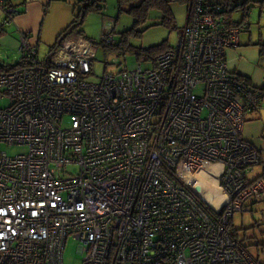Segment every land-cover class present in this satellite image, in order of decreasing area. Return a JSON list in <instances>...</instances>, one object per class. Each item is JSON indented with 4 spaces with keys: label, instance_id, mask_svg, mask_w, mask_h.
I'll use <instances>...</instances> for the list:
<instances>
[{
    "label": "built area",
    "instance_id": "obj_1",
    "mask_svg": "<svg viewBox=\"0 0 264 264\" xmlns=\"http://www.w3.org/2000/svg\"><path fill=\"white\" fill-rule=\"evenodd\" d=\"M238 7L189 0L173 47L94 82L90 41L40 59L20 38L31 63L0 71V144L26 149L0 150V264H64L70 238L82 264H259L230 233L264 204L259 95L227 64Z\"/></svg>",
    "mask_w": 264,
    "mask_h": 264
},
{
    "label": "rangeland",
    "instance_id": "obj_2",
    "mask_svg": "<svg viewBox=\"0 0 264 264\" xmlns=\"http://www.w3.org/2000/svg\"><path fill=\"white\" fill-rule=\"evenodd\" d=\"M169 7L174 18L171 25H163L162 14L151 12L148 20L142 26H134L133 18L125 12L118 13L117 1L106 0L104 9L99 14H90L86 17L81 27L84 35L71 34L67 38L76 43L87 39L92 44V51L95 58L92 61L91 73L86 79L90 82L98 81L102 75L107 72L116 73L124 68L131 69L137 65L138 60L135 55L126 53L125 55L113 49L102 47L101 41L104 33H109L112 29L114 32V44L120 40V33L135 29L140 32L139 36L128 37V44L136 49H147L154 46L165 45L173 47L178 40V33L183 30L188 18V5L184 0H168ZM239 5L244 4L245 0H234ZM248 11L243 10L239 6L237 10L231 14L233 22H241L244 13H249L246 22L250 26L246 30H242L239 35L240 45H248L249 41L256 43L264 40V16L260 13V4L249 0L246 4ZM8 30H10L8 28ZM47 31L45 30V33ZM46 38L48 36H45ZM52 39L53 38L52 36ZM51 41L49 45L53 44ZM49 45L41 44L38 50V57L43 59L48 53ZM22 53L20 51V41L14 35V32L7 31L0 38V64L14 65L20 61ZM2 104L7 106L9 100H5ZM63 125H67V121H63ZM0 150L6 151L9 155H16L24 152L25 148H8L5 144H0ZM75 168L70 169L74 173ZM259 173V169L254 170V175ZM243 226L240 231V238L244 239V245H249V251L258 258L260 263L264 264V204L253 213H245L242 218ZM252 245V246H250ZM84 254L78 251V242L72 238L66 242L63 253L64 264H82Z\"/></svg>",
    "mask_w": 264,
    "mask_h": 264
},
{
    "label": "crops",
    "instance_id": "obj_3",
    "mask_svg": "<svg viewBox=\"0 0 264 264\" xmlns=\"http://www.w3.org/2000/svg\"><path fill=\"white\" fill-rule=\"evenodd\" d=\"M80 1L82 0H8V4L16 13L12 20L1 28L3 36L6 29L14 32L19 41L22 36L27 35L29 45L36 52H39L41 44L49 45L54 40V43L48 47L49 52L58 35L69 26L76 12V5ZM260 13L264 16V11L260 10ZM4 18L0 5V23ZM52 36L55 39H52ZM260 43H264V40L259 39L256 43L249 41L248 45L241 46L238 38L239 46L229 48L227 51V64L232 72L244 77L261 94L260 109L247 116L244 137L259 150L262 164L258 169L259 173H262L264 172V56L260 54Z\"/></svg>",
    "mask_w": 264,
    "mask_h": 264
},
{
    "label": "trees",
    "instance_id": "obj_4",
    "mask_svg": "<svg viewBox=\"0 0 264 264\" xmlns=\"http://www.w3.org/2000/svg\"><path fill=\"white\" fill-rule=\"evenodd\" d=\"M117 1V7H118V13L125 12L128 15H130L133 20H134V26L139 27L145 24V22L148 20V16L151 12H158L162 14V24L163 25H171L174 21V18L172 16L170 7H169V1L168 0H116ZM187 2L188 5V12H189V0H184ZM225 3H229L231 1L235 7L237 6H242L245 11H248L246 8L247 2L249 0H245L244 4L239 5L238 3H235L234 0H224ZM254 2H258L260 4V10L264 11V0H254ZM106 4V0H82L77 4L75 8V14L69 24V26L63 30L61 34L58 35L55 44L51 47V50L55 49L58 47L61 43V41L65 38H67L68 35L71 34H78V35H84V32L81 31V27L83 23L85 22V19L88 15L94 13V14H99L102 12L104 9V6ZM8 6H10L8 4ZM249 16V13H244L242 16L241 22H234L236 25L239 26H244L245 29H248L250 26V23H244L246 22V18ZM5 19V18H4ZM3 30L0 28V38L3 36ZM113 29L109 33H104L101 41V45L104 48L107 49H113L116 50L117 52L125 55L126 53H131L135 55L136 59L138 61H152L158 55L159 53L163 52L164 50L168 49L169 46L165 45H159V46H154L150 47L147 49H136L128 44V37L132 36H139L140 32L135 29H130L126 30L122 33H120V40L118 43L114 44V38L112 34ZM109 35L112 36L113 38V43L111 45H107L104 43V39L107 38ZM82 41H88L87 39H82ZM260 54L264 56V43H260ZM31 62L27 59L24 54H22V57L20 61L14 65H5V64H0V71H11L14 70L18 67L24 66V65H29ZM257 90V89H256ZM259 99L261 97V94L258 93ZM258 111V110H256ZM261 177L264 178V172L260 173ZM242 227V226H241ZM240 228H233L232 226L230 227V233L237 241L239 245H242L245 250L249 252V254L253 255L249 251V245H244V239L240 238V231L242 229ZM252 246V245H250ZM254 257V255H253ZM256 261L259 264L260 261L258 258L254 257Z\"/></svg>",
    "mask_w": 264,
    "mask_h": 264
},
{
    "label": "bare ground",
    "instance_id": "obj_5",
    "mask_svg": "<svg viewBox=\"0 0 264 264\" xmlns=\"http://www.w3.org/2000/svg\"><path fill=\"white\" fill-rule=\"evenodd\" d=\"M212 171V173H216L218 171V166H214L213 168L210 169ZM209 182L211 183V185H215V180L214 178H212L211 176H209ZM205 199L207 201H210V202H214V198H213V195L211 194L210 191H207L205 193Z\"/></svg>",
    "mask_w": 264,
    "mask_h": 264
},
{
    "label": "water",
    "instance_id": "obj_6",
    "mask_svg": "<svg viewBox=\"0 0 264 264\" xmlns=\"http://www.w3.org/2000/svg\"><path fill=\"white\" fill-rule=\"evenodd\" d=\"M238 46H239V44H238Z\"/></svg>",
    "mask_w": 264,
    "mask_h": 264
}]
</instances>
